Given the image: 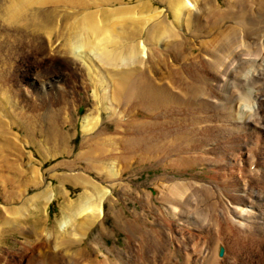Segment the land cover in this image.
<instances>
[{
  "label": "bare ground",
  "instance_id": "bare-ground-1",
  "mask_svg": "<svg viewBox=\"0 0 264 264\" xmlns=\"http://www.w3.org/2000/svg\"><path fill=\"white\" fill-rule=\"evenodd\" d=\"M99 1L115 0H0V108L8 104L0 110V236L12 226L25 236L9 264H264V0H227L224 8L217 0H158L173 22L162 13L146 28L126 22L123 42L108 40L107 28L134 8L105 11L100 21ZM226 19L233 22L223 27ZM215 27L217 36L200 45L207 56L187 46L184 34ZM39 57L51 58L49 87L41 74L31 78ZM75 83L93 105L78 151ZM133 161L211 175L154 180L158 194L145 191L125 251L97 243L94 255L85 241L97 225L106 229L108 200L119 227L128 224L113 191L129 198L124 176ZM68 185L81 189L76 199ZM33 189L41 191L27 197ZM56 197L61 216L49 225ZM7 256L0 252V264Z\"/></svg>",
  "mask_w": 264,
  "mask_h": 264
},
{
  "label": "rangeland",
  "instance_id": "rangeland-1",
  "mask_svg": "<svg viewBox=\"0 0 264 264\" xmlns=\"http://www.w3.org/2000/svg\"><path fill=\"white\" fill-rule=\"evenodd\" d=\"M217 2H218L219 5L221 3L222 7L224 8V6L226 5L227 0H217ZM147 3H148V5H147ZM99 4L101 5V8L103 9V10L100 9V11H102V12H100V15H99L100 21H102L104 18H106V16L103 13L105 11L108 14H111L112 12L114 14L115 10H118V9H122V8H126V7L127 8L128 7L129 8H134V10L131 11V13L134 12L132 14L128 13L126 15L125 14L119 15L120 17L115 16L114 19L117 20V21H115V25H113L112 29H109V27L107 28L108 29V33L106 34L107 36H105V37H108V40L111 39V41L115 40V42H123V40H125L124 37H121V38H119V37L121 36L122 33L128 34V28L129 27L123 28L126 25H128L127 23H130V24L134 23V25L132 24V26H135L134 28H136V26L137 27L139 26V23L145 22L144 24L141 25V27H145L146 28L149 25L148 20L150 18L154 17L156 14L159 15V13H162V15H164V17L165 16L169 17V15H170V20L172 22L174 20V16L173 15L171 16V14H173L171 12V10L167 9V7L165 5L161 6L160 2L158 3V0H135V1L134 0H118V2H117V0H115V1H111L110 3H106L105 1H103V2L99 1ZM141 5L142 6L144 5V6L142 7ZM93 8L94 7H92L91 10H93ZM108 8H109V10H108ZM135 9H136V11H135ZM141 13H143V14H141ZM154 13H156V14H154ZM203 14H202L201 17H202V20H204V22L206 23L207 17L203 16ZM253 14L257 15V11H253ZM133 16H135V17H133ZM141 16L142 17L146 16V18H148L149 16H151V17H149L148 19H145V21H139ZM106 20H107V18H106ZM227 20L228 19H226V21H224L223 27H226L227 24H230V23L232 24V22H233L232 20H230V19H229V21H227ZM103 21H105V19ZM132 21H134V22H132ZM104 27H107V26H104ZM176 27H178V26H176ZM218 33H219V31L217 30V27H215V29L212 30L211 32L205 30L204 32H202V34L200 33V37H197V38L193 37L192 33H190V34L186 33L184 35H187L186 38L188 37V39H189V43L187 45L189 48H193L194 47L196 49V54H198V55H200V54L204 55L205 54L207 56V53L205 51L202 52V50L200 49V45H201L203 40L211 41L213 39V37L217 36ZM212 34H213V36H212ZM200 39H202V40H200ZM13 43H15V45H18L19 42H17V40L13 39ZM30 55L31 56H29V57H34L33 53H30ZM171 58H173L172 59L173 60L172 61V66L173 67L176 66L175 68H178L177 67L178 64H179L177 62L178 58L176 56L175 57L171 56ZM175 60H177V61H175ZM20 61H21V59H20ZM36 62H38V63L34 64V65L32 64L35 69H34V72L32 73L33 75H32L31 78L33 79V81H38V79H37L38 78V74H41L42 76H44V80L46 81V84L49 87L50 84L48 83L47 78H49L48 76H50V75L52 76V75L55 74V72L52 70L54 68H49L48 67V63H51V58L45 57V59L42 60V58L39 57L38 61L36 60ZM38 64H41V68L42 69L40 68L38 70ZM65 67H66V65L64 64V66H62V68L65 69ZM49 69H51V70H49ZM26 70L27 69L24 68L23 71H26ZM12 71H13V68H12ZM64 71L68 72L70 70L69 69L67 70V68H66V70H64ZM64 71H62V72H64ZM163 71L166 72L165 65H163V66L161 65L160 66V68L158 70V74L155 76L156 80H158V76L160 77V75H161V73ZM66 72H64V73L66 74ZM86 73L88 74V70L87 69H86ZM63 82H66V81L61 80L60 83H58V84H62ZM73 86H75L77 90H80V94H79L80 96L78 98V102L75 104V106L72 107L73 112H75L74 116L76 118V128H75V130L73 129V132H72V134H73V136H72L73 144L72 145L78 151L79 148H80V145H81V143L83 141V139H82L83 135L79 131L81 129L80 128L81 127L80 124H81V121L84 118V116L88 113L87 111L90 108H92L93 105H92V101H91L92 98H90V94L91 93L85 91L83 83H81V84L75 83V84L72 85V87ZM1 99L2 98H0V101H1ZM40 103H39V105H40ZM7 105H4L3 108H0V110L1 109H5L7 107ZM7 119H8V117H7ZM13 128H15L13 130L16 133V136H18L21 139L22 135H21V131L19 129V126L16 125V127H13ZM110 128L113 129V126H110ZM75 132H78V135ZM33 146L31 148H27V151L28 152H30L32 150L35 151V147H33ZM41 158H43V154L42 155L37 154V156H36L37 167H40L39 163L41 161ZM257 159L258 158L256 157V160ZM52 163L53 162H49L46 165V167L44 168V171L47 172V169L52 167ZM257 163H258V161H257ZM135 164H136L135 161H133L132 164L130 165V168H132V167L133 168L131 170L127 171L125 176H124V179L129 181L130 184L132 185L131 193H130L129 198H127V197H123L122 198V190H121L120 187H115V189L113 191L114 196L116 197V198L115 197H113V198H115L116 200L118 199V201L116 202L117 204H115L116 205V210H121L123 212L122 216L123 217L126 216L125 217V219H126L125 221L128 224L126 225V227H119L118 222H117L116 218L114 217V213L110 210L111 209V205H112L111 201H113V199L108 200L105 203V215H104L105 216L104 222H105L106 229L103 232L102 228H101V225L100 226L97 225L95 228H93V230L90 232V234H88V236H87L88 239H86V241H85V243H86L85 247H87L86 249L89 250L94 255H97V253H98V252H96L97 249L95 248V247L98 246L97 243L99 245H101V243H102V246L105 245L106 248H109V247L110 248H114L116 246L117 250L125 251V249L128 247V244H129V241H130L131 237H135L137 235V231L131 229L132 228V223H130L129 219L131 220L134 217V212H142V206L144 204V196L143 195H144L145 191L150 190V192L154 191L155 194H158V191L155 190L154 186H153L154 180H156L157 178H159L163 174L172 175V176L178 177V178L197 177V178H201L203 180H208L210 175H211V172L207 168H203V169L195 168V170L189 169L188 172H183L182 173V172L174 171V170H172V169H170L168 167H159V166H157L158 164L156 166H152V164L149 163L145 167H136ZM244 166H246V165H244ZM250 168H251V166H250ZM198 171H202V173L199 174V173H197ZM50 182H51V180L48 179L47 183L49 184ZM54 185L56 186L57 184H54ZM101 185L105 189V188L109 187L110 184L106 182V183L101 184ZM66 187H67L68 191L71 192V197L73 199H76L77 195L81 192L80 188H76L75 189L72 185L71 186L68 185ZM40 191H41V189H33V190H31L29 192L27 197H31V196L39 193ZM137 191H138V194H137ZM154 197H156V196H154ZM54 199L51 200L49 205L47 206L48 207V214H49V222H48L49 225H52L61 216V208L60 207H61V204H62V199L58 198V197H56ZM18 205L19 204H17V206ZM157 205L160 206V203L157 202ZM3 206L5 207L6 204L4 203V199L2 198V196H0V207H3ZM45 214H47V213H45ZM19 230H18L17 226L16 227L12 226V228L10 227V228H8L6 230L7 234L5 232V234H2L3 236L2 235L0 236V252L6 253V254L8 253V255H9V256H7L8 260H6L4 262V264H9L12 260H14V259L18 260L19 257H20V255L18 253L22 252V248H23L22 247V242L25 241V236H22L21 233L18 232ZM128 232H129V234H128ZM129 235H132V236H129ZM101 250H103V249H101Z\"/></svg>",
  "mask_w": 264,
  "mask_h": 264
},
{
  "label": "water",
  "instance_id": "water-1",
  "mask_svg": "<svg viewBox=\"0 0 264 264\" xmlns=\"http://www.w3.org/2000/svg\"><path fill=\"white\" fill-rule=\"evenodd\" d=\"M224 254V249L222 248L221 250H220V255L222 256Z\"/></svg>",
  "mask_w": 264,
  "mask_h": 264
}]
</instances>
